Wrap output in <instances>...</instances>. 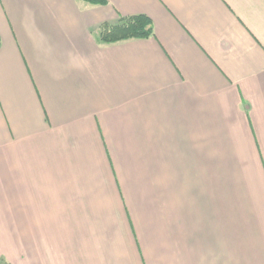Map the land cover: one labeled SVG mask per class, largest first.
I'll use <instances>...</instances> for the list:
<instances>
[{
	"label": "crops",
	"instance_id": "1",
	"mask_svg": "<svg viewBox=\"0 0 264 264\" xmlns=\"http://www.w3.org/2000/svg\"><path fill=\"white\" fill-rule=\"evenodd\" d=\"M0 40V257L264 264V0H0Z\"/></svg>",
	"mask_w": 264,
	"mask_h": 264
},
{
	"label": "trees",
	"instance_id": "2",
	"mask_svg": "<svg viewBox=\"0 0 264 264\" xmlns=\"http://www.w3.org/2000/svg\"><path fill=\"white\" fill-rule=\"evenodd\" d=\"M98 4H106L107 0H89ZM154 34L153 23L150 18L138 15L123 17L117 24L104 27L100 36L104 43H116L130 39H145ZM1 43V40H0ZM0 264H12L4 256L0 257Z\"/></svg>",
	"mask_w": 264,
	"mask_h": 264
}]
</instances>
